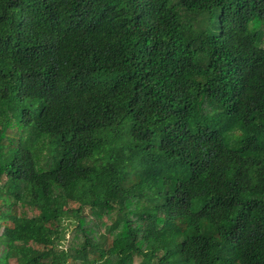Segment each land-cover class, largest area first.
<instances>
[{
  "label": "trees",
  "instance_id": "obj_1",
  "mask_svg": "<svg viewBox=\"0 0 264 264\" xmlns=\"http://www.w3.org/2000/svg\"><path fill=\"white\" fill-rule=\"evenodd\" d=\"M0 264H264V0H0Z\"/></svg>",
  "mask_w": 264,
  "mask_h": 264
}]
</instances>
